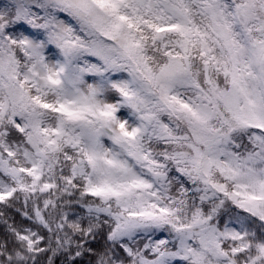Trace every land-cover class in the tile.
Wrapping results in <instances>:
<instances>
[{"label":"snow or ice","instance_id":"obj_1","mask_svg":"<svg viewBox=\"0 0 264 264\" xmlns=\"http://www.w3.org/2000/svg\"><path fill=\"white\" fill-rule=\"evenodd\" d=\"M0 264H264V0H0Z\"/></svg>","mask_w":264,"mask_h":264}]
</instances>
